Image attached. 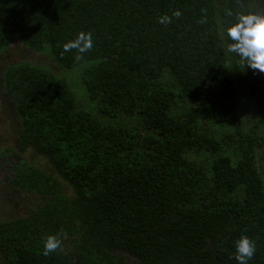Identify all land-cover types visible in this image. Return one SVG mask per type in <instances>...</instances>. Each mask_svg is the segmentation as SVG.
I'll use <instances>...</instances> for the list:
<instances>
[{
	"label": "trees",
	"instance_id": "1",
	"mask_svg": "<svg viewBox=\"0 0 264 264\" xmlns=\"http://www.w3.org/2000/svg\"><path fill=\"white\" fill-rule=\"evenodd\" d=\"M247 14L264 0H0V51L49 48L79 81L29 62L0 76L19 118L0 166L29 155L0 264H238L241 236L264 264V73L227 51ZM82 31L78 61L64 45Z\"/></svg>",
	"mask_w": 264,
	"mask_h": 264
},
{
	"label": "rangeland",
	"instance_id": "2",
	"mask_svg": "<svg viewBox=\"0 0 264 264\" xmlns=\"http://www.w3.org/2000/svg\"><path fill=\"white\" fill-rule=\"evenodd\" d=\"M48 49L49 48H44V50H34L32 48H27L19 40H14L8 47L3 49L4 51H12L10 52L9 56L6 55L3 59H0V76H3L4 71L10 65L20 62H29L30 64H33L45 70L47 69L54 77L65 79L70 83L71 87H75V85H77V83L79 82L78 73H76L77 71H73L70 75H68L66 73L67 69L65 67H62L61 64H58L56 61H54ZM5 63L7 64L3 67ZM0 95H2L0 96V152H3L6 148L11 147L12 145H16L14 142L16 132L13 128V125L15 122H19V118L17 115H13L14 112L11 104L7 100L2 98L4 97V94L0 93ZM6 112L9 114H7ZM22 156L29 157V155L27 154H24ZM22 156L16 155L11 158H1L0 218H4L6 215L24 216L26 214V211H28L29 209L24 204V202L27 203V200L24 201V196H26L25 193H21L20 195H18L19 197L17 196L16 198V196H13L12 194L10 195L13 190L8 187L10 185L9 180L13 175L10 168L13 164L18 163V159H21ZM41 164L46 165V162H41ZM65 188L66 192L70 193V188L68 186H66ZM9 196L12 200L9 198ZM16 200L22 201L18 205L15 203L13 204V202H15Z\"/></svg>",
	"mask_w": 264,
	"mask_h": 264
},
{
	"label": "clouds",
	"instance_id": "3",
	"mask_svg": "<svg viewBox=\"0 0 264 264\" xmlns=\"http://www.w3.org/2000/svg\"><path fill=\"white\" fill-rule=\"evenodd\" d=\"M179 16L177 10L173 13ZM170 22V17H160V23ZM227 35L232 41L227 45V51L234 53L245 63V67L259 70L264 73V16L247 14L240 15L234 24L227 28ZM93 47V37L90 32H80L77 36L64 45L65 51L77 50L76 60H81V54ZM60 245V240L49 235L44 243L45 254L55 251ZM256 245L248 236H241L235 243V259L238 264H248L254 256Z\"/></svg>",
	"mask_w": 264,
	"mask_h": 264
},
{
	"label": "flooded vegetation",
	"instance_id": "4",
	"mask_svg": "<svg viewBox=\"0 0 264 264\" xmlns=\"http://www.w3.org/2000/svg\"><path fill=\"white\" fill-rule=\"evenodd\" d=\"M12 50H3V51H0V59H3L6 55L7 56H9V54H10V52H11ZM7 61V60H6ZM7 63H5L4 65H3V67L6 65ZM3 69V68H2ZM17 126V125H16ZM16 126H13V128H15ZM4 158H7L6 156L4 157ZM9 187V186H8ZM13 195V196H15V192L14 191H12V193H10V195ZM9 198L11 199V197L9 196Z\"/></svg>",
	"mask_w": 264,
	"mask_h": 264
}]
</instances>
